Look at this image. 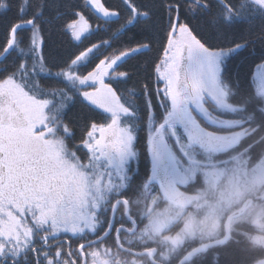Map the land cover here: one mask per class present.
Here are the masks:
<instances>
[{
  "label": "snow or ice",
  "instance_id": "obj_1",
  "mask_svg": "<svg viewBox=\"0 0 264 264\" xmlns=\"http://www.w3.org/2000/svg\"><path fill=\"white\" fill-rule=\"evenodd\" d=\"M240 113L264 115V0H0V264H81L141 139L155 173Z\"/></svg>",
  "mask_w": 264,
  "mask_h": 264
},
{
  "label": "rangeland",
  "instance_id": "obj_2",
  "mask_svg": "<svg viewBox=\"0 0 264 264\" xmlns=\"http://www.w3.org/2000/svg\"><path fill=\"white\" fill-rule=\"evenodd\" d=\"M204 128L205 136L187 141L182 140L178 144L171 145L167 154L158 163L165 173L169 183L168 188L172 194L174 195L175 192L182 194L184 196L183 204L186 207L190 205L193 207L187 212V215L201 213L202 219L198 223H194L189 220L188 216H185L178 222L177 218L186 212V207L182 209V204L180 205L178 202L173 204L161 197L159 198L156 194H152L151 188L147 184L151 171H149L151 167L148 166V177L141 193L132 200V203L138 206V211L134 209L137 215L141 219L144 218L143 224H139L137 230L139 233L147 232L144 222L152 218L150 213L155 216L151 225L153 227L157 223L156 227L159 228L157 231L171 224L170 234L177 233V235L170 236V243L174 245L182 243L178 235L181 233L185 234L186 239H192L195 235H197L196 240L202 237L198 243L206 240H217L223 235L225 216L233 208H240L245 200L247 201L244 205L247 204L248 198H250L251 201L245 207V218L250 219L255 228L260 227L261 233L257 232V234L248 237L253 244L264 247V205L261 206L258 202L264 198V149L257 152L250 148H246V150L239 148L242 139L250 133V126L245 119L230 120L224 127L204 126ZM245 151L247 152L244 155ZM250 153L252 160H249L248 157ZM255 153H259V155H255ZM211 156L212 158L214 156L215 159L207 163ZM163 160L167 165L164 164ZM136 178L137 174L135 173V180ZM129 183L123 189L124 192L129 189ZM122 192L117 193L114 200L120 198ZM159 202L161 203L159 204ZM130 214L133 216L134 213L131 212ZM180 223L179 228L177 225ZM113 225L115 228L114 219L112 220L111 231ZM130 227L131 225L128 224V228ZM105 229L107 230V228ZM105 229H102L97 236ZM204 233L207 235L204 236ZM130 239L131 236L127 235L126 241L130 242ZM192 242L194 241L190 240L187 243ZM78 243L79 241L75 243V253L77 254ZM103 249V247H94L84 250L87 262L89 264L95 262L103 264L104 259L108 262L110 259L109 250L104 253Z\"/></svg>",
  "mask_w": 264,
  "mask_h": 264
},
{
  "label": "trees",
  "instance_id": "obj_3",
  "mask_svg": "<svg viewBox=\"0 0 264 264\" xmlns=\"http://www.w3.org/2000/svg\"><path fill=\"white\" fill-rule=\"evenodd\" d=\"M195 24L196 21H193ZM99 39L98 37H92V40L95 41ZM85 43H89V41H85ZM162 54L158 48H154L153 51L149 54V63L151 58H155L157 55ZM251 112V108L249 107V113ZM243 120L245 119L248 122V125L250 126V133L242 139L240 142L241 147L240 149L250 148L251 150L254 149L257 152H261L264 149V115H261L257 113L255 116H253L251 119H249L248 114L240 113L237 118L230 119V120ZM141 137L144 135L143 133L140 134ZM245 144V145H244ZM137 151H138V161H137V167L138 172L137 178L135 180L132 179L130 183L128 184L127 190H122L120 197L128 199L132 202L135 196H139L142 190V187L147 180L148 177V162L145 159L144 154V142L141 139L140 142L136 145ZM247 151L244 152V155ZM255 155H259V153H255ZM252 154H248L249 160H252ZM212 158V157H211ZM204 159V158H202ZM215 159V158H214ZM135 180V182H134ZM133 186V187H132ZM132 187V188H131ZM261 206L264 205V198L262 200L258 201ZM239 208H233L232 211L237 210ZM246 211V210H245ZM231 212V211H230ZM229 212V213H230ZM228 213V214H229ZM120 214L122 215V211H120ZM227 214V215H228ZM226 215V216H227ZM225 216V217H226ZM243 218H245V212L240 215L239 217L232 220L230 224V238L229 240L217 247L209 248L202 253L192 257L190 260L186 261L183 264H254L258 260L264 257V247L255 245L249 240V235L257 234V232L261 233V230L259 228H255L252 224V221L248 219V222H243ZM121 218L118 217V215L114 218V222L116 225L121 224ZM225 219V218H224ZM261 221L263 222V219L261 218ZM103 233V231L101 232ZM100 233V234H101ZM263 233V232H262ZM99 234V235H100ZM97 236V235H96ZM96 237H92L89 240H92ZM127 235L122 234L119 237V243L121 246L124 247H130V242L126 241ZM72 248L74 249V254L78 257V254L75 253V243L76 241L73 240L72 242ZM142 244V243H139ZM114 249V253H120V250L118 249V246L116 245L115 238L113 234L108 236L105 240L102 242L88 247L89 249H92L94 247H103V252L105 253L106 247ZM144 248L143 245L139 246L138 250L141 248ZM86 248V250L88 249ZM173 254L174 257H170L169 264H175L180 257L182 256V252H175ZM114 256V254H113ZM76 257H74L75 259Z\"/></svg>",
  "mask_w": 264,
  "mask_h": 264
},
{
  "label": "flooded vegetation",
  "instance_id": "obj_4",
  "mask_svg": "<svg viewBox=\"0 0 264 264\" xmlns=\"http://www.w3.org/2000/svg\"><path fill=\"white\" fill-rule=\"evenodd\" d=\"M199 150H201V149H199ZM201 156H203V155H201ZM214 158H215L214 156L212 159L210 158V160H208L207 163H209V161L214 160ZM163 162L165 165H167L164 160H163ZM149 171H150V174H149L150 176L147 180V184L151 188L152 194L153 195L156 194V195H158L159 198L161 197L163 200H165L167 202H171L173 204H175V202H178L180 205L182 204L181 208L184 209L186 207L183 204L184 203V201H183L184 196H182V194H179L176 192L174 195L172 194L170 188H168L169 183L166 180L165 173L162 170L161 165L158 164L156 172H159V174L162 175V178L160 180L162 182H164V184L166 186L165 188H166V193L168 194L167 196L162 193L161 188H160V184L158 182H150V179L153 176V171L150 168H149ZM118 199H124L127 202L128 215L127 216L125 215V206L123 204H118L116 209H115L113 219L118 215V217L121 218L120 220L122 223L115 225V228L113 225L112 231L108 236L113 234L115 241H116V245L118 246V249L120 250V253H114L113 252L114 249H112L111 247L107 248V246H105L106 250H109L108 256L110 257V259H108V262L104 259L102 261L103 264H169V262L171 260L170 257L171 256L174 257L173 254L176 255V253H175L176 251L182 252V256L180 257V259H181L185 254H187L189 251H191L195 247L210 241V240H206V241L198 243L199 240H202L201 239L202 237L199 238V240H196L197 235H195V237L192 239H188V238L186 239L185 234L181 233L178 235H179L180 239L182 240V243L174 245V244L170 243V236L175 234V233L170 234L171 230H169V229H171V227H170L171 224L168 226H165V224H164L165 227H163L160 231H157L159 229L156 227L157 223H155V225L153 227L151 225V222L155 218V216L153 214H150V213H149V215H151L152 218H149V221L144 222L146 229H147V232L139 233V231L137 229H139L138 228L139 224H141V225L143 224L144 218L141 219L137 215V212L134 210V209H136L138 211V206H135L130 200L122 198V197L115 199V201ZM160 203L161 202H159V204ZM112 207H113V204L111 205V208ZM192 209H193V207L191 205L187 206L185 209L186 212H183L182 215L177 218L178 219L177 221L179 222V220H182L185 216H188L187 212H189V210H192ZM120 211H122V215H120ZM131 212L134 213L133 216L130 214ZM243 213H241V215ZM188 218H189V220H192L194 223H196V222L198 223L202 219L201 213L200 214L190 213ZM242 221L248 222V218L247 217L243 218ZM133 223H135L134 228H133ZM128 224L131 225V227H130L131 229L128 228ZM177 226H179V228H180L181 223H180V225H177ZM105 230L103 231V233L105 232ZM122 234H127V235L131 236V239H130L131 241H130V245H129L130 247H124V246H121L120 243H117V241L120 242L119 237ZM204 234H205L204 236L207 235L206 233H204ZM100 235H98V236H100ZM175 235H177V233ZM98 236H95V237L97 238ZM190 240L194 241V242L188 244L187 242ZM139 243H142V244H139ZM141 245H143L144 248L142 247L140 250H138L139 246H141ZM86 248H88V247H86ZM86 248H85V250H86ZM145 251H147V253H143ZM200 253H202V252H200ZM200 253H197L196 255H198ZM113 254H114V256H113ZM78 255H79V253H78ZM84 260H85L84 264H89V262H87V260L85 258V255H84ZM178 261L175 264H177ZM81 264H83V261L81 262ZM94 264H97V262H95ZM254 264H264V257L261 258L259 261H257Z\"/></svg>",
  "mask_w": 264,
  "mask_h": 264
},
{
  "label": "water",
  "instance_id": "obj_5",
  "mask_svg": "<svg viewBox=\"0 0 264 264\" xmlns=\"http://www.w3.org/2000/svg\"><path fill=\"white\" fill-rule=\"evenodd\" d=\"M162 178V175L159 174V172H155L153 173V176L150 179V182H158L160 184V188L161 191L164 195H168L166 193V186L164 184V182H162L160 179ZM118 204H123L125 206V215H128V207H127V203L125 200L123 199H118L114 202L113 207H112V216L114 215L115 209L117 207ZM246 205V204H245ZM245 207H242L239 210H236L234 212H232L231 214H229L226 219H225V223H224V234L222 236V238L214 240V241H210L204 244H201L197 247H195L194 249H192L191 251H189L187 254H185L179 261L177 264H183L184 262L188 261L190 258H192L193 256H195L197 253L203 252L206 249L212 248V247H217V246H221L223 244H225L230 236V231H229V224L230 222L237 216H239L242 211L244 210ZM111 226H112V220L110 221V230L107 228V230L98 238L87 242V246H91L94 244H97L99 242H101L102 240H104L110 233H111ZM135 227V223H133V228ZM143 253H147V251L143 252ZM85 260L83 258V264H84Z\"/></svg>",
  "mask_w": 264,
  "mask_h": 264
}]
</instances>
